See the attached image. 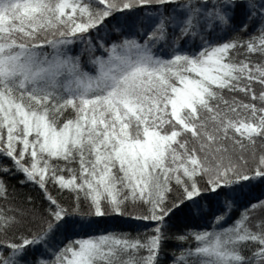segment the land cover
Returning <instances> with one entry per match:
<instances>
[{"label":"snow or ice","instance_id":"obj_1","mask_svg":"<svg viewBox=\"0 0 264 264\" xmlns=\"http://www.w3.org/2000/svg\"><path fill=\"white\" fill-rule=\"evenodd\" d=\"M253 54L264 57V0H0V158L11 162L0 199L3 175L22 174L49 203L26 233L25 210L0 208V264H159L166 220L206 197L225 198L219 227L181 235L196 247L175 264H264V222L253 230L245 210L224 226L245 187L264 183V62ZM50 183L73 194L70 207ZM109 215L156 226L143 240L60 239Z\"/></svg>","mask_w":264,"mask_h":264},{"label":"trees","instance_id":"obj_2","mask_svg":"<svg viewBox=\"0 0 264 264\" xmlns=\"http://www.w3.org/2000/svg\"><path fill=\"white\" fill-rule=\"evenodd\" d=\"M251 32V29H249ZM103 38L105 41L114 39L106 33H100L95 39ZM242 40H247L248 35L241 36ZM50 51V50H49ZM72 55H80L81 65L84 71L95 74V69L88 63L89 54L80 44L72 46ZM102 53L97 51L95 55L99 56ZM243 59V56L239 57ZM253 60L264 62V57L252 55ZM257 91L259 88L257 87ZM10 161L0 158V164L9 165ZM3 179L8 186L7 199H0V208L9 209L16 208L25 210L28 215L23 219L21 231L26 233L27 230L35 231L39 227L40 219L47 215L49 203L45 198V193L35 184L31 182L21 183L25 180L22 174L3 175ZM48 192L56 198L60 204L65 207H70L73 200V194L68 191H61L54 184L48 185ZM224 199L220 197H206L201 200V207L193 206L194 211L189 212L187 209L177 210L165 222L164 232L168 239L163 244L159 264H175L176 259L180 254L189 248L196 247V241L191 236L185 241H180L178 238L181 235H188L191 232L211 230L213 227H219L214 224V217L224 211ZM264 202V183L252 182L251 185L245 187L244 194L239 197L232 207L230 213L224 222L227 227L239 219L241 214L248 210L250 216L249 224L255 230L257 224L264 222V208L256 207L252 209V205H257ZM81 213L88 211V204L82 201L80 204ZM136 213L146 212L143 206H137L134 209ZM75 219V218H74ZM156 226V222L139 221L130 219L127 216L109 215L106 217H88L81 218L79 223L70 225L66 232L60 237L64 239H81L96 237L104 233L124 234L130 238L145 239L146 236H151ZM8 239H12V234L9 233ZM246 255L249 253H245Z\"/></svg>","mask_w":264,"mask_h":264}]
</instances>
